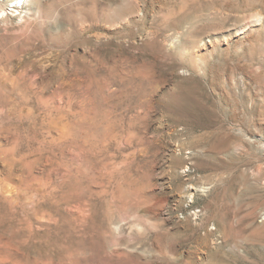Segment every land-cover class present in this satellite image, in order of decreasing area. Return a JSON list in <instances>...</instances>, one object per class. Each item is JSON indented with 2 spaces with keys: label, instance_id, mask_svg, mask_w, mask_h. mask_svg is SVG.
<instances>
[{
  "label": "rangeland",
  "instance_id": "rangeland-1",
  "mask_svg": "<svg viewBox=\"0 0 264 264\" xmlns=\"http://www.w3.org/2000/svg\"><path fill=\"white\" fill-rule=\"evenodd\" d=\"M16 2L0 264H264V0Z\"/></svg>",
  "mask_w": 264,
  "mask_h": 264
},
{
  "label": "bare ground",
  "instance_id": "bare-ground-1",
  "mask_svg": "<svg viewBox=\"0 0 264 264\" xmlns=\"http://www.w3.org/2000/svg\"><path fill=\"white\" fill-rule=\"evenodd\" d=\"M25 1H26V0H22V3H21L20 5L23 6L24 3H25ZM20 5H19V2H16V5H15V6H16V7H19ZM14 143H15V142H14ZM12 148H13V147H12ZM12 148H11V149H12ZM0 149H1V148H0ZM13 151H14V150H13ZM8 152H9V149L7 150V149L4 148L2 154H4V156H5V154H7ZM0 158H1V157H0ZM3 159H4V158H3ZM5 159H6V158H5ZM9 159H10V158H9ZM7 160H8V158H7ZM20 167H21V166H20ZM25 176H26V175H25ZM37 180H38V179H37ZM45 186H46V185H45ZM42 187H43V186H42ZM41 189H42V188H40V190H41ZM36 192H37V191H36ZM39 192H40V191H39ZM44 192H45V191H44ZM38 194H41V195H42L43 193L41 192V193H38ZM43 196L45 197V194H44ZM43 218H44V217H43ZM12 227H14V225H13ZM15 228H16V227H15ZM15 228H14V230H15ZM18 229H19V228H18ZM16 230H17V228H16ZM17 232H18V231H16V234H17ZM19 233H20V231L18 232V234H19ZM19 235H20V234H19Z\"/></svg>",
  "mask_w": 264,
  "mask_h": 264
},
{
  "label": "built area",
  "instance_id": "built-area-1",
  "mask_svg": "<svg viewBox=\"0 0 264 264\" xmlns=\"http://www.w3.org/2000/svg\"><path fill=\"white\" fill-rule=\"evenodd\" d=\"M192 214H193L195 217H198V216L201 214V209H200V208L193 209V210H192Z\"/></svg>",
  "mask_w": 264,
  "mask_h": 264
}]
</instances>
